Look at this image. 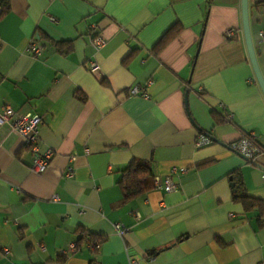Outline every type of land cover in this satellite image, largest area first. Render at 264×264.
Segmentation results:
<instances>
[{"label":"crops","instance_id":"obj_1","mask_svg":"<svg viewBox=\"0 0 264 264\" xmlns=\"http://www.w3.org/2000/svg\"><path fill=\"white\" fill-rule=\"evenodd\" d=\"M248 13L264 79V0H248ZM91 25L105 38L99 50ZM134 84L147 96L129 95ZM5 105L40 115L39 149L52 157L32 171L30 151L0 126V264L264 261V220L234 198L264 200L255 165L264 153L250 163L229 148L253 133L264 150L240 0H0ZM199 133L212 142L196 148ZM133 159L149 163L152 188L124 199L121 171ZM156 177L174 188L156 187Z\"/></svg>","mask_w":264,"mask_h":264},{"label":"built area","instance_id":"obj_2","mask_svg":"<svg viewBox=\"0 0 264 264\" xmlns=\"http://www.w3.org/2000/svg\"><path fill=\"white\" fill-rule=\"evenodd\" d=\"M90 30L94 31L90 39V45L94 50H99L104 45L105 38L102 34H100V32L97 31V27L95 25H91ZM233 34L234 31L232 29H229L225 31L224 37L226 39H231L233 38ZM258 41L260 43H264V27L258 31ZM27 48L28 51L33 55H38L40 53V47L36 43H30ZM89 70L93 73L96 72L98 68L94 63H90ZM127 93L129 95H140L142 97L147 96L144 90H142L137 84L129 87ZM40 121L41 117L38 114H19L7 105L3 106L0 109V126L7 125L9 127V131L17 135L22 140L23 145L31 153L30 168L36 173L44 172L52 157V152L49 150L40 152V139L38 132ZM211 142L212 140L208 135L199 133L194 141V146L196 148H199L208 145ZM229 148L234 153H237L246 158L250 163H256L264 153V150L256 144L253 133L242 135L241 137H239V139L230 143ZM71 170V167L67 169L68 175H70ZM154 185L156 187H160L162 185V188L165 191H169L174 188V183L171 181L170 177H166L162 179V181L156 177L154 178ZM114 228L118 234H121L123 232L122 227L118 224H115ZM83 245L89 248L96 247L90 244L87 235H84ZM77 249L78 246L76 243H70L68 245L69 252H75L77 251ZM259 264H264V261L260 262Z\"/></svg>","mask_w":264,"mask_h":264},{"label":"trees","instance_id":"obj_3","mask_svg":"<svg viewBox=\"0 0 264 264\" xmlns=\"http://www.w3.org/2000/svg\"><path fill=\"white\" fill-rule=\"evenodd\" d=\"M168 37L166 33L158 42V46L163 45ZM119 185L124 199H129L149 191L152 188V176L149 163L136 159L130 161L121 171ZM234 198L242 202L246 211L257 210L258 220H264V200L255 199L242 193L234 194ZM91 243L94 246L97 245L95 244L96 241H91Z\"/></svg>","mask_w":264,"mask_h":264},{"label":"water","instance_id":"obj_4","mask_svg":"<svg viewBox=\"0 0 264 264\" xmlns=\"http://www.w3.org/2000/svg\"><path fill=\"white\" fill-rule=\"evenodd\" d=\"M240 18H241L242 34H243V39H244V44L248 55V59L252 67L254 77L264 97V79L257 63L256 53L254 50V46L251 38V32H250L248 0H240ZM255 165L264 171V167H262L259 164H255ZM232 185L233 184L231 183V186Z\"/></svg>","mask_w":264,"mask_h":264}]
</instances>
